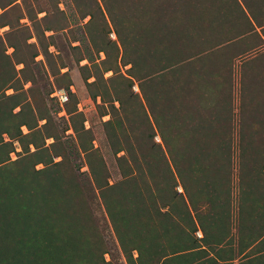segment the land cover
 Returning <instances> with one entry per match:
<instances>
[{
  "label": "rangeland",
  "instance_id": "1",
  "mask_svg": "<svg viewBox=\"0 0 264 264\" xmlns=\"http://www.w3.org/2000/svg\"><path fill=\"white\" fill-rule=\"evenodd\" d=\"M261 212L264 0H0V264H264Z\"/></svg>",
  "mask_w": 264,
  "mask_h": 264
},
{
  "label": "trees",
  "instance_id": "2",
  "mask_svg": "<svg viewBox=\"0 0 264 264\" xmlns=\"http://www.w3.org/2000/svg\"><path fill=\"white\" fill-rule=\"evenodd\" d=\"M252 131H254V130H251V132H252ZM257 132H259V130H257ZM253 133H254L253 135L256 136V137H257V136H260V135H258L259 133L256 134V131H254ZM255 134H256V135H255ZM257 138H258V140H259L261 137H257ZM261 214H262L261 216L264 217V212H261ZM263 217H262V218H263Z\"/></svg>",
  "mask_w": 264,
  "mask_h": 264
}]
</instances>
